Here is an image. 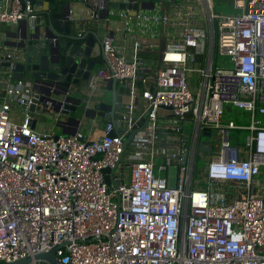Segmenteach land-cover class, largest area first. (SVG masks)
Wrapping results in <instances>:
<instances>
[{
	"label": "built area",
	"instance_id": "built-area-1",
	"mask_svg": "<svg viewBox=\"0 0 264 264\" xmlns=\"http://www.w3.org/2000/svg\"><path fill=\"white\" fill-rule=\"evenodd\" d=\"M151 2L110 0L127 29L173 38L155 67L144 43L128 59L103 38L90 87L115 80L130 99L100 136L36 130L32 92L5 65L18 53L0 55V263L51 264L35 257L55 249L63 264H264V0ZM33 12L0 0V24Z\"/></svg>",
	"mask_w": 264,
	"mask_h": 264
},
{
	"label": "water",
	"instance_id": "water-1",
	"mask_svg": "<svg viewBox=\"0 0 264 264\" xmlns=\"http://www.w3.org/2000/svg\"><path fill=\"white\" fill-rule=\"evenodd\" d=\"M32 1L34 12L26 19L25 26L14 35L13 46L17 49L18 58L7 61L5 65L10 67L13 64V78L22 80L30 88V112L33 117L37 113L47 116L52 110L49 118L59 128L63 129L69 121L80 124L92 110L88 101L92 72L106 60L103 39L98 33L99 24L93 23L90 28L81 31L83 23L77 20L79 13L74 17L72 0ZM160 1L152 0V6ZM104 3L106 16L109 9L126 7L124 3L113 4L110 0ZM129 6L137 9L138 3ZM86 7L97 15V0H89ZM111 85L113 93L110 106L114 113L119 110L122 97L117 94V82L113 80ZM98 108V105L94 106V109ZM115 117L114 114L107 115L104 121H114ZM116 126L120 127L121 123L116 122ZM63 133L70 131L63 130ZM133 135L134 131L124 139L123 150ZM209 149L205 148L207 151ZM108 171L109 168L104 170L105 173ZM106 181L111 184L108 176ZM35 258L51 264H63L57 261L55 249L39 253ZM30 260L27 258L0 264H27Z\"/></svg>",
	"mask_w": 264,
	"mask_h": 264
},
{
	"label": "crops",
	"instance_id": "crops-1",
	"mask_svg": "<svg viewBox=\"0 0 264 264\" xmlns=\"http://www.w3.org/2000/svg\"><path fill=\"white\" fill-rule=\"evenodd\" d=\"M84 1L85 2L72 0V5L75 12L74 17H76V14L78 16L79 13V18H77V20H79V23H83V26L80 27L81 31L90 28V26L93 23L99 24L100 28L98 29V33L101 35L102 39L105 38V36L107 35H111L114 38L115 43L119 46L121 52L128 59L133 58L134 46H135L134 44L135 41L138 40L144 43L145 46L147 45V47L144 49L143 52L144 54L145 53L148 54L150 57H155L153 59V64L156 66V62H158L163 49L167 47V45L170 43V39L173 38V34L171 32L169 33V30L167 28H162L161 26H158L159 31L162 32L157 34L155 37H153V35L150 32L137 29L133 25H130V30H129L126 28L123 20L116 14V11L118 9H109V14L107 16L104 12L102 13L99 19L93 18L94 16L92 14V11H90L86 7V3H88L89 0H84ZM159 4L160 3H158L157 5ZM221 6H223L224 10H229V9L231 10L232 2L231 0H221ZM25 23H26V19L20 21L17 24H7V23L0 24V55L6 51H11L12 49H14L17 52V49L13 46V43L15 41L14 35L19 29L25 26ZM104 63L105 61L97 65L95 70L103 66ZM4 66L5 65H3V70H4ZM3 86L4 84L2 83V80H0V96L3 93V89H4ZM90 90L92 92L91 94H89L88 101L90 103V108L92 110L90 112L91 114L89 115V117L84 118L82 123L75 125L65 124L63 129H61L58 126H56V123L52 119L49 118L53 112L51 110V112L47 116L42 115L40 113L34 115V120L32 125L36 130L40 132H48L54 129V131L59 134H69V133H63V130L70 131V133L74 132L75 130L76 131L81 130L83 133L88 135L89 138L100 136L102 134V129L104 128L105 125V121H104L105 116L110 114H114L117 116L119 110L121 109V105H122L121 102H126L130 98L127 97V95L123 91V88H121L120 84H117V94L122 97V101L120 102L119 110L113 113L112 108L110 106L112 101V93H113L111 83L100 82L98 89L92 90L90 87ZM96 102L100 103L98 109H94V106L97 104ZM135 102L137 103L138 106L136 112L144 114L146 109V101L142 98H138L136 99ZM0 103H1V99H0ZM104 105L108 106L109 109H106Z\"/></svg>",
	"mask_w": 264,
	"mask_h": 264
},
{
	"label": "rangeland",
	"instance_id": "rangeland-1",
	"mask_svg": "<svg viewBox=\"0 0 264 264\" xmlns=\"http://www.w3.org/2000/svg\"><path fill=\"white\" fill-rule=\"evenodd\" d=\"M215 4H216V10L219 11V12L226 13V12L232 11L230 9L229 10H224L223 6H221V0H215ZM170 176H171V183L174 184L175 180H176V177H177V168L176 167H174V166L171 167Z\"/></svg>",
	"mask_w": 264,
	"mask_h": 264
},
{
	"label": "trees",
	"instance_id": "trees-1",
	"mask_svg": "<svg viewBox=\"0 0 264 264\" xmlns=\"http://www.w3.org/2000/svg\"><path fill=\"white\" fill-rule=\"evenodd\" d=\"M141 58H142V60H143V62H144V64H146V65H148V66H152V67H155V65L153 64V59L155 58V57H150L148 54H144V52H142L141 53ZM158 59V58H157ZM156 59V60H157ZM158 63L159 62H156V65L158 66Z\"/></svg>",
	"mask_w": 264,
	"mask_h": 264
}]
</instances>
